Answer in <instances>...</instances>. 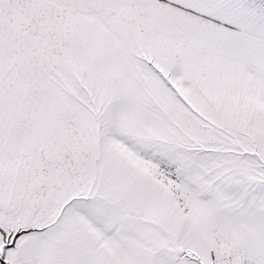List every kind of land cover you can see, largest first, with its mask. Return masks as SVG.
<instances>
[{
    "label": "snow or ice",
    "instance_id": "obj_1",
    "mask_svg": "<svg viewBox=\"0 0 264 264\" xmlns=\"http://www.w3.org/2000/svg\"><path fill=\"white\" fill-rule=\"evenodd\" d=\"M0 264H264V0H0Z\"/></svg>",
    "mask_w": 264,
    "mask_h": 264
}]
</instances>
